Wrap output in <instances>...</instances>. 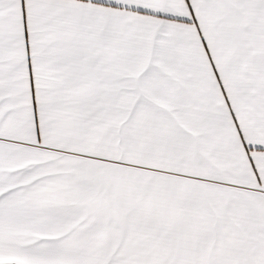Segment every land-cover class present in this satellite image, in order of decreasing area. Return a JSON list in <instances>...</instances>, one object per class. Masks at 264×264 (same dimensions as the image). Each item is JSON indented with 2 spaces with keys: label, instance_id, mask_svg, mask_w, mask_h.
<instances>
[{
  "label": "snow or ice",
  "instance_id": "snow-or-ice-1",
  "mask_svg": "<svg viewBox=\"0 0 264 264\" xmlns=\"http://www.w3.org/2000/svg\"><path fill=\"white\" fill-rule=\"evenodd\" d=\"M0 264H264V0H0Z\"/></svg>",
  "mask_w": 264,
  "mask_h": 264
}]
</instances>
